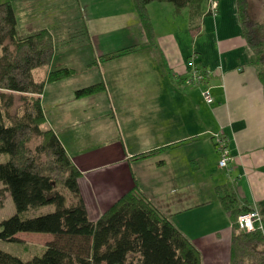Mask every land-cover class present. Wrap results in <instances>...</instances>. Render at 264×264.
Here are the masks:
<instances>
[{
	"label": "crops",
	"instance_id": "1",
	"mask_svg": "<svg viewBox=\"0 0 264 264\" xmlns=\"http://www.w3.org/2000/svg\"><path fill=\"white\" fill-rule=\"evenodd\" d=\"M105 1L124 9L96 15L94 0L8 3L18 35L47 30L62 39L60 45L68 24L82 14L90 56L81 65H92L88 81L45 85V127L80 172L79 192L91 222L136 186L193 244L201 264H229L231 221L217 189L234 195L237 210L264 201V92L260 67L241 35L236 0H215V15L203 1L196 32L187 9L175 15L170 4H150L152 47L131 1ZM76 43L82 42L73 40L55 54ZM134 46L132 53L100 60ZM193 65L207 74L210 105L199 88L183 84ZM99 82L103 93L74 98L76 90ZM216 135L227 140L231 161L225 170L217 167ZM156 150L161 152L131 160ZM193 212L188 219L175 217Z\"/></svg>",
	"mask_w": 264,
	"mask_h": 264
},
{
	"label": "trees",
	"instance_id": "2",
	"mask_svg": "<svg viewBox=\"0 0 264 264\" xmlns=\"http://www.w3.org/2000/svg\"><path fill=\"white\" fill-rule=\"evenodd\" d=\"M145 44L152 47L154 34L147 14L152 3L173 6L175 15L188 10L189 28L196 32L201 3L206 0H130ZM263 16H264V0ZM249 0H236L241 35L255 63L264 92V22L255 21ZM8 3L0 4V183L15 214L0 223V241L15 242L20 233L49 235L51 240L39 254L22 261L0 251V264H201L197 249L136 186L121 196L95 222H91L81 199L80 172L71 162L56 135L45 127L40 103L45 85L74 76L61 67L36 81L33 72L47 67L56 50L73 40L88 41L84 34L58 41L47 30L20 36ZM136 46L100 57L109 61L132 53ZM207 80V79H206ZM105 91L102 82L74 92L76 100ZM17 105V106H16ZM18 108H22L18 115ZM33 141L34 146H32ZM161 150L133 157L141 161ZM223 211L231 221L229 264H264V201L256 210L260 221L252 232L238 229L237 218L251 210L234 208L235 197L217 189ZM50 206L53 211L33 218H21L29 210Z\"/></svg>",
	"mask_w": 264,
	"mask_h": 264
},
{
	"label": "rangeland",
	"instance_id": "3",
	"mask_svg": "<svg viewBox=\"0 0 264 264\" xmlns=\"http://www.w3.org/2000/svg\"><path fill=\"white\" fill-rule=\"evenodd\" d=\"M13 0H0V4L9 3ZM46 1H53V0H46ZM65 1V0H61ZM71 1V0H69ZM96 1V8L94 7L93 10L98 14L104 13H113L116 10L124 9L122 4H117L109 1H101V0H94ZM130 2V0H128ZM208 1V0H206ZM99 2L101 5L99 6ZM131 3V2H130ZM249 10L251 17L257 22H264L263 16V2L261 0H249ZM82 14L79 20H72L71 24H68L65 30V40H69L71 37H77L79 35H83V22H82ZM84 25V24H83ZM81 35V36H82ZM79 36V37H81ZM60 39V40H59ZM58 42H61L62 39L59 38ZM82 43H76L70 47V49L61 54H53L51 61L47 67L41 68L33 72V78L36 81H40L43 79L44 74L47 71H52L57 68H61L66 66L70 69L74 70V76L76 81L79 83H85L88 81V69L92 67V65L83 67L81 65L82 62L87 60L90 56L89 44H84L85 40H80ZM84 41V42H83ZM63 42V41H62ZM88 42V41H87ZM79 63V65H78ZM77 68H76V67ZM67 68V67H66ZM17 106V105H16ZM22 108H18V115H21ZM33 141L32 146H34ZM4 156H0V162H3ZM53 211V208L50 206L43 207L37 210H29L28 212L24 213L21 218H33L43 214H48ZM15 214V209L13 203L9 197V195L4 192L3 185L0 183V223L7 220L8 218L12 217ZM189 215H197L196 213L192 214H183L180 216H175L177 219H188ZM179 230V229H178ZM181 232V231H180ZM49 235L43 234H29V233H20L16 236L17 241L15 242H4L0 241V251L5 252L13 257H16L22 261H28L33 255L39 254L40 251L45 247L46 242H48Z\"/></svg>",
	"mask_w": 264,
	"mask_h": 264
},
{
	"label": "built area",
	"instance_id": "4",
	"mask_svg": "<svg viewBox=\"0 0 264 264\" xmlns=\"http://www.w3.org/2000/svg\"><path fill=\"white\" fill-rule=\"evenodd\" d=\"M209 13L215 15L217 12V2L215 0H208ZM206 72L193 65L188 74L183 79L185 87L199 88L203 101L210 105L213 102L212 97L208 91ZM213 147L218 156L217 167L220 170H225L231 161V156L227 149V140L222 135H216L213 138ZM260 218L256 210H251L237 218L238 229L242 232H252L256 223H259Z\"/></svg>",
	"mask_w": 264,
	"mask_h": 264
}]
</instances>
